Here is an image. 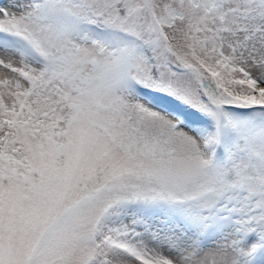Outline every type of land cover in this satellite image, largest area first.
Segmentation results:
<instances>
[{"label":"snow or ice","instance_id":"6c2138e0","mask_svg":"<svg viewBox=\"0 0 264 264\" xmlns=\"http://www.w3.org/2000/svg\"><path fill=\"white\" fill-rule=\"evenodd\" d=\"M0 264H264V0H0Z\"/></svg>","mask_w":264,"mask_h":264}]
</instances>
